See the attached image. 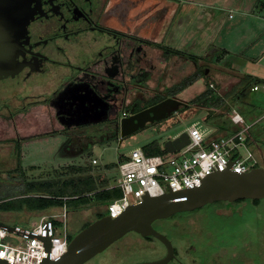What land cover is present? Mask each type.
I'll use <instances>...</instances> for the list:
<instances>
[{"label":"flooded vegetation","instance_id":"obj_1","mask_svg":"<svg viewBox=\"0 0 264 264\" xmlns=\"http://www.w3.org/2000/svg\"><path fill=\"white\" fill-rule=\"evenodd\" d=\"M146 1L27 0L31 18L20 40V68L15 75L0 79V113L16 108L21 115L16 114L15 130L22 124V128L32 132L22 139L61 136L63 157L76 158L88 147L117 139L122 118L169 98L155 95L157 90L152 89L154 83L148 78L155 66L147 52L149 46L143 40L137 44L133 37L135 19L142 18L143 29L151 18L147 17L151 8L148 5L133 13ZM162 14L163 10H159L156 17ZM8 31V0H0V35H8ZM47 85L54 89L46 98L40 100L32 95L33 90ZM151 93L154 97L148 99L146 94ZM170 98L183 102L179 110L187 105L175 93ZM13 101L18 103L16 107L11 106ZM32 105L52 110L48 129L40 127L39 119L29 108ZM11 117L14 118L12 114ZM243 201L250 200L240 202ZM217 203L230 205L237 201ZM152 227L172 245L174 256L168 264H200L199 231L176 238L155 222ZM133 234L137 236L135 241L159 243L163 255L155 260L166 256L167 249L158 239ZM179 242L189 245L185 248Z\"/></svg>","mask_w":264,"mask_h":264},{"label":"rangeland","instance_id":"obj_2","mask_svg":"<svg viewBox=\"0 0 264 264\" xmlns=\"http://www.w3.org/2000/svg\"><path fill=\"white\" fill-rule=\"evenodd\" d=\"M153 1L162 8H166L169 2L168 9L174 8L173 0ZM229 14L231 17L226 19L224 44H227V50L229 49L230 52L220 51L218 56L222 55L223 58L220 62L214 61L216 56L212 54L208 56V59L204 58L200 66L206 70V77L203 75V78L190 79L191 76L198 74H196V68L194 69L193 65L187 61L183 64L178 63L179 67L175 73L183 76L174 82L165 79L166 77L163 76L165 72L160 66L156 71H151L152 77L148 76L154 83L151 86L152 89L157 90L155 95L171 97V93H175L186 102L187 105L183 109L169 119L157 125L145 127L128 137L122 139L119 136L108 143L88 147L82 153L83 155L74 157L73 161L72 158L63 157L61 136L37 135L32 139H22V136L32 132L22 128V124L17 127L18 131L15 130L16 114L20 116L21 113L16 111V108H12L11 112L2 111L0 113V201L19 197L23 181L53 178L63 172L65 167L71 165L90 166L93 173L104 176L112 184L116 178V169L102 170L104 165L116 164L119 156L128 155L133 148L143 147L147 143L156 141L161 150L158 154H162L164 153L161 147L162 142L172 139L192 125L214 138L234 130L230 122L233 111L245 114L244 118L248 123L259 117L264 112V91H247L245 95H240L239 92L242 88L240 80L244 76L243 73L264 78V0H244L241 9L235 5ZM206 56L207 54L204 55ZM205 78L208 80L205 81ZM207 82L208 87L215 91L216 98H201L194 102L195 98L208 90ZM183 85L186 87L182 89ZM53 89V86L47 85L33 90L32 95H37L41 100L46 98ZM153 94H146V96L150 99L154 97ZM145 100L147 98L143 101ZM17 105L18 103L13 101L11 106ZM29 108L39 119L40 127L48 129L50 126L48 115L52 114V110L39 105H32ZM249 136L252 139L250 151L255 162L254 167L264 168V131L258 126L249 133ZM91 158H98L99 165H90ZM104 206L90 204L77 210L69 209L68 238L72 239L81 231L85 223L94 221L95 214L104 210ZM39 219V212L0 211V223L22 229L31 230ZM52 221L54 234L64 235L63 223L56 218ZM136 238L137 236L133 233L126 234L85 264H138L163 255V249L156 241H135ZM8 239L19 241L21 238L8 234Z\"/></svg>","mask_w":264,"mask_h":264},{"label":"water","instance_id":"obj_3","mask_svg":"<svg viewBox=\"0 0 264 264\" xmlns=\"http://www.w3.org/2000/svg\"><path fill=\"white\" fill-rule=\"evenodd\" d=\"M17 1L8 0L9 31L8 35H0V79L18 72L20 40L31 18L27 0L24 4ZM201 71L206 73L205 69ZM182 105V101L169 97L122 118L119 136L123 139L144 129L147 124L163 121L176 114ZM187 144L188 134L183 131L162 142V147L173 153ZM138 197L140 201L119 216H104L81 229L70 240L66 253L55 260L46 255L38 264H85L128 233L152 236L167 249L164 258L138 264H168L174 256L173 248L166 236L152 227L154 222L176 238L182 234L185 238L199 231L202 239L199 244L200 264H264V168L254 167L241 174L227 169L207 176L200 185L189 189L172 187V191L160 196L149 192ZM252 200L259 202L254 204ZM235 201L237 203L230 205L217 203ZM0 229L21 238L34 236L29 230L2 223ZM41 240L48 249V235ZM188 245L189 242H184L180 246L187 248ZM218 245L222 247L218 249ZM0 264L11 263L0 259Z\"/></svg>","mask_w":264,"mask_h":264},{"label":"built area","instance_id":"obj_4","mask_svg":"<svg viewBox=\"0 0 264 264\" xmlns=\"http://www.w3.org/2000/svg\"><path fill=\"white\" fill-rule=\"evenodd\" d=\"M259 90L264 91V80L253 83L249 89L250 92ZM230 122L234 130L214 138L192 125L184 131L188 134L189 144L173 153L164 150L162 154L148 155L143 147H136L128 155L119 156L115 164L116 178L110 187L119 189L121 196L104 206L107 215L112 218L119 216L129 206L138 203V196L142 194L152 192L160 196L172 191V187L189 189L198 186L216 172L229 169L241 174L254 168L249 133L258 126L264 128V112L248 123L241 113L233 111ZM90 165H99L98 158H91ZM67 217L66 205L57 214H41L38 223L29 230L34 236L20 237L19 241L8 239L9 233L0 229V259L11 264H38L46 255L51 260L57 259L66 253L70 242ZM53 218L63 223L64 235L54 234ZM46 234L49 237L48 249L41 240Z\"/></svg>","mask_w":264,"mask_h":264},{"label":"crops","instance_id":"obj_5","mask_svg":"<svg viewBox=\"0 0 264 264\" xmlns=\"http://www.w3.org/2000/svg\"><path fill=\"white\" fill-rule=\"evenodd\" d=\"M173 1L175 3L172 4V7L174 8L171 10L168 9L169 2L166 8L159 7L153 0H147L145 5H138L133 13L137 14L144 6L148 5L151 8L147 17L151 16V18L143 29L140 28L142 18L135 19L133 37L137 44L143 40L149 46L147 52L155 65L152 71H156L160 66L165 72L163 73L165 79L174 82L183 76L175 73L179 67L178 63L183 64L187 61L193 65L194 69L196 68L198 73V68L202 69L200 64L204 61L205 54L217 57L222 50L230 52L229 49L227 50V44H224L226 19L231 17L229 13L235 5L241 9L244 0ZM159 10H163V14L158 18L156 12ZM191 58H196L197 65ZM208 58L205 57V59ZM243 75L249 74L243 73ZM197 76L193 75L190 79L202 78L199 74ZM256 78L259 81L264 80L258 76ZM243 116L246 117L245 114ZM259 127L264 131L262 126ZM104 143L108 142L97 145ZM73 159L71 160L73 161ZM60 209L61 207H50L39 211V213L40 215L57 214ZM68 211L70 210L68 209Z\"/></svg>","mask_w":264,"mask_h":264},{"label":"trees","instance_id":"obj_6","mask_svg":"<svg viewBox=\"0 0 264 264\" xmlns=\"http://www.w3.org/2000/svg\"><path fill=\"white\" fill-rule=\"evenodd\" d=\"M222 54H224V52H222ZM191 59L197 65L196 58ZM222 59V55H219L216 57L215 61L220 62ZM201 70L202 69L198 68L199 72L197 74H201L200 76L203 78V75L205 76L206 73H203ZM196 77L198 76L196 75ZM258 81L259 79L256 77L244 75L240 80L242 88L239 94L245 95L246 92L249 91L250 86ZM206 86H209L208 82ZM207 89L205 93L195 98L194 102L201 98H216L217 95L215 91L209 87ZM230 132L228 131L225 135ZM143 150L148 155L161 153L160 145L156 141L144 145ZM115 167V164L104 165L102 170H111ZM110 185L109 179L100 174L93 173L90 166L71 165L65 167L63 172L58 173V175L53 178L37 181H23L20 191L21 195L14 199H4L0 201V211L25 210L39 212L50 207H62L64 205L70 210H77L90 204L106 206L113 199L121 196L120 190L110 187ZM240 201L242 200H238V202ZM258 202L259 200H252L254 204ZM104 216H107L105 209L98 211L95 214L94 220ZM90 223L91 222L85 223L82 229ZM70 240L71 238L69 241Z\"/></svg>","mask_w":264,"mask_h":264}]
</instances>
